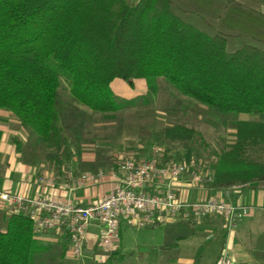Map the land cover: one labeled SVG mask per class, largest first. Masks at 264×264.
Instances as JSON below:
<instances>
[{"label": "trees", "instance_id": "16d2710c", "mask_svg": "<svg viewBox=\"0 0 264 264\" xmlns=\"http://www.w3.org/2000/svg\"><path fill=\"white\" fill-rule=\"evenodd\" d=\"M159 79L222 116L249 117L234 123L233 144L212 161L213 185L264 182V163L248 156L251 147L264 149V50L245 45L229 52L225 37L184 23L169 0H0V110L14 114L48 159L74 156L62 127L64 105L102 115L135 109L153 101ZM115 80L132 89L145 80L148 94L117 97ZM65 84L69 104L62 96ZM164 135L172 144L206 148L194 126L177 124ZM173 227L178 230L166 234L167 251L195 233L192 223L166 230ZM51 250L28 215L5 217L0 264H38ZM123 261L115 252L104 264Z\"/></svg>", "mask_w": 264, "mask_h": 264}, {"label": "rangeland", "instance_id": "374dc122", "mask_svg": "<svg viewBox=\"0 0 264 264\" xmlns=\"http://www.w3.org/2000/svg\"><path fill=\"white\" fill-rule=\"evenodd\" d=\"M241 1L247 5L255 6V4L248 3L246 0L245 2ZM228 51L232 52L231 49ZM118 82L113 88L111 87L112 93L117 97L131 100L148 94L149 86L145 80H138V83L134 85L133 89L136 92L129 87L128 83L122 80ZM123 84H126L124 85L125 88H121ZM155 85L158 88V94L151 103L140 102L135 109L102 115L94 114L85 107L67 103L69 101V91L65 84L62 96L64 104H69L64 105L63 108L62 127L65 135L72 141L74 153L80 154V156L84 153L93 155L95 161L85 163L81 167L78 164L79 167L77 168L75 163L63 157L53 160L48 159V151L46 152L43 147L37 146L36 138L28 131H26L29 137L28 142L26 145L21 146L22 160L34 165H43L50 174L54 173L56 175V172L65 169L71 172L74 170L78 176L90 174L100 169H110L111 166L115 169L121 161L128 157L137 160H156L159 163L194 160L199 161L206 171L209 172L210 170L214 176V171L210 169V165L221 149L233 144L236 133L234 123L249 117L243 115L222 116L206 106L182 96L163 79L157 80ZM177 124H183L186 127L194 126L197 132L201 134L206 148H202V146L195 143L172 144L168 141L164 131ZM187 151L190 152L191 157L189 159H186L185 156ZM248 156L253 161L264 163V149L262 148L251 147L248 150ZM85 167L87 168L85 169ZM78 169L83 170L79 173ZM200 176L203 178L206 175ZM72 180L75 181V177ZM67 181L71 182V180ZM1 212L0 210V214ZM206 222H194V225H205ZM176 230L178 228L173 227L169 230L160 228L155 231H141V236L138 238L139 247L160 244L164 235L173 233ZM45 232L47 233L42 232L39 235H51L54 239H57V243L38 264H104L113 251L118 250V248L115 250L98 248V250L93 251L87 250L88 247H86L81 258L68 261L63 256L64 249L69 243L64 241V235L60 236L57 231L53 234H48L51 233L50 231ZM228 233L229 231L226 230V234L223 233L222 239ZM126 234L130 236L131 232ZM198 234L194 239L189 237L184 242L180 241L182 244L179 242L177 247L170 251L171 253H165L164 258L161 254L157 255L158 258L153 256L149 259L145 256L147 254L145 251L138 254V247L130 241L127 243V250L121 251L122 257H124L121 264H217L221 258H228L226 254L220 252L217 244L218 239L214 240L207 229H199ZM159 246H151L148 251L153 255V253L159 252Z\"/></svg>", "mask_w": 264, "mask_h": 264}, {"label": "crops", "instance_id": "0c3cea01", "mask_svg": "<svg viewBox=\"0 0 264 264\" xmlns=\"http://www.w3.org/2000/svg\"><path fill=\"white\" fill-rule=\"evenodd\" d=\"M169 1L171 2L172 13L184 23L191 25L209 37L215 35L225 37L227 50L231 49L233 52L245 45L264 50V0H246L248 3L255 4V6L247 5L241 0H230L232 2H229V0ZM243 1L245 2V0ZM118 81L115 80L111 87L113 88L117 85ZM124 85L126 84L121 85V88H125L126 86ZM28 139L26 130L22 128L14 114L0 110V192L13 196H21L26 200L72 202L75 205L86 207L104 199L116 190L119 174L117 173L116 176L111 174V170L114 168L112 166L110 169H100L93 172L98 173L101 170L110 171L106 172L105 176L97 181H88L81 185L79 184L80 178L84 174L78 176L74 170L71 172L65 169L58 171V173L56 172V175L54 173L50 174L45 169V166L30 164L22 160L21 146L26 145ZM15 141H18L19 145ZM70 161L75 163L78 168V164L81 167L85 163H93L95 159L93 155H86L84 153L80 156V154L74 153ZM82 170L78 169L77 171L80 173ZM115 170H117V167H115ZM74 177L75 181L72 180ZM67 180H71V182ZM179 197L187 200L216 197L237 207L246 209V216L237 220L230 228L224 222L222 223V220L218 217L201 220L202 222L207 221L209 223L194 225L195 235L191 236V238H196L199 235V229L205 228L212 235L211 237H214V240L218 239L217 244L220 252L227 255V259L230 260L231 264H264V182L253 183L243 188L238 185L217 186L209 183L197 186L192 180L187 179L179 185ZM5 217L10 216L5 211L1 212L0 229L5 228ZM194 222L186 223L194 224ZM179 223L181 222L159 225L149 229L129 228L125 224H122L120 228V241L116 247L118 250L116 251V248L105 249L115 250L113 253H119L122 257L121 251H126L127 243L131 241L138 247V254L145 251L147 258L153 256L158 258L157 255L161 254L164 258L167 253H171L164 249L166 235H164L162 243L147 245L141 248L138 242V238L141 236L140 233L141 231H155L160 228L166 229L168 226L178 225ZM68 228L69 225H65L59 234L60 236L64 235L65 242H69L67 244L68 247L64 249V252L66 251L64 258L72 261L67 258L71 242V238L67 240V234H69ZM102 228L97 222H94L89 227L85 249L86 247H88L87 250L93 251L98 250V248L103 249L100 244ZM225 229L229 233L222 239L223 233L226 234ZM50 232L48 234L55 233L54 230ZM129 232H131L130 236L126 234ZM43 233L47 232L44 231ZM125 234L127 235L126 239L124 237ZM37 237L44 244L52 247L57 243V239H54L51 235L43 234L40 236L37 234ZM154 245H160V248L159 252L152 255L148 250L150 249L149 247H154Z\"/></svg>", "mask_w": 264, "mask_h": 264}, {"label": "built area", "instance_id": "2783aa9c", "mask_svg": "<svg viewBox=\"0 0 264 264\" xmlns=\"http://www.w3.org/2000/svg\"><path fill=\"white\" fill-rule=\"evenodd\" d=\"M201 166L199 161L194 160L159 163L128 157L118 164L117 170H111L113 176L119 174L116 190L94 204L81 207L72 202L26 200L0 192V210L9 216L20 213L28 215L34 222L36 235L44 231L62 232L64 226L69 225L71 243L67 258L72 260L83 256L87 232L94 222L103 227L101 246L109 249L117 247L122 224L129 228L149 229L218 217L230 228L246 216V209L216 197L197 200L179 197V185L187 179L197 186L213 183L212 172ZM105 174L104 170L84 174L79 184L97 181ZM200 175L206 176L202 178ZM217 264L231 262L223 257Z\"/></svg>", "mask_w": 264, "mask_h": 264}]
</instances>
